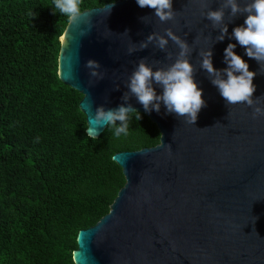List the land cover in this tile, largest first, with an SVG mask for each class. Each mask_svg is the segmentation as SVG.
Returning a JSON list of instances; mask_svg holds the SVG:
<instances>
[{
  "label": "water",
  "instance_id": "95a60500",
  "mask_svg": "<svg viewBox=\"0 0 264 264\" xmlns=\"http://www.w3.org/2000/svg\"><path fill=\"white\" fill-rule=\"evenodd\" d=\"M238 2L243 6L245 0ZM206 3L202 9L201 0H172L174 17L161 22L153 9L119 0L109 11L92 8L75 24L68 22L60 38L57 74L81 95L86 126L89 101L93 111L96 105L114 108L124 103L128 76L140 58L154 69L174 61L178 48L171 40L164 51L151 42L131 54L126 51L129 43L139 44L151 32L164 35V28L189 45L193 78L205 102L190 124L174 113L165 114L163 103L159 112H145L128 93L127 103L157 127L159 144L113 155L125 183L108 213L78 232L74 264H264V116L253 118L251 107L242 102L226 105L199 66L200 52L210 49L214 69L222 70L223 50L229 42L235 44L233 51L257 73L252 96H260L262 107L264 73L231 37L244 14L232 16L225 8L227 31L217 40L219 28L201 13L221 7L223 0ZM88 59L99 62L102 79L89 76L84 66ZM153 88L160 94L158 85L153 83ZM106 127L95 137L87 135L97 138Z\"/></svg>",
  "mask_w": 264,
  "mask_h": 264
},
{
  "label": "trees",
  "instance_id": "16d2710c",
  "mask_svg": "<svg viewBox=\"0 0 264 264\" xmlns=\"http://www.w3.org/2000/svg\"><path fill=\"white\" fill-rule=\"evenodd\" d=\"M109 2L81 0V11ZM51 3L0 0V264H74L78 232L108 213L125 183L113 155L160 139L135 113L127 135L86 134L82 97L57 74L69 21Z\"/></svg>",
  "mask_w": 264,
  "mask_h": 264
},
{
  "label": "clouds",
  "instance_id": "9594fccd",
  "mask_svg": "<svg viewBox=\"0 0 264 264\" xmlns=\"http://www.w3.org/2000/svg\"><path fill=\"white\" fill-rule=\"evenodd\" d=\"M112 2L113 0L105 4L104 8L109 11ZM135 3L141 8L147 6L153 9L152 15L161 22L172 20L174 17L175 12L171 7L172 0H135ZM206 7V0H201V8ZM225 8L232 16L237 13L244 14L243 23L233 27L231 37L244 47L247 57L257 61L258 71L264 73V0H245L243 6L238 0H223L221 7L207 8L206 12H202L201 15L211 22L212 27L219 28L220 34L216 37L217 40H222L227 31V26L223 23ZM51 11L53 14L58 12L70 23L75 24L82 15L81 0H52ZM140 19L146 22L147 16L140 17ZM163 32L164 35L155 31L151 32L139 44L129 43L126 51L131 54L134 50L147 47L150 42L164 51L168 41L171 40L178 48L174 61L166 67L154 69L152 64H146L145 59L140 58L128 76L126 87L128 93L135 96L145 112H159L160 104L163 103L165 114L174 113L175 116L183 117L187 123L193 124L205 102L201 95L202 89L197 86L193 78V65L188 59L191 49L170 28H164ZM85 34L86 32L81 29L80 35ZM124 34H127V29ZM235 47V44L229 42L224 48L223 60L226 65L224 69H214L210 49L200 52L199 66L208 73L211 84L215 86L226 105L242 102L251 107L253 118L264 116L260 96H252L255 90L252 78L257 73L249 70L247 61L233 51ZM167 55L171 56L170 53ZM84 66L88 69L90 77L96 80L103 78L104 72L98 71L100 69L98 61L88 59L84 62ZM153 83L161 88L160 94L154 91ZM128 93H124L121 97L124 103L114 108L96 105L93 111L89 101L86 107L91 112V116L87 120L86 134L95 137L100 128L107 126L111 127L113 137L119 138L121 134L127 135L131 115L135 113L136 119H140L139 112L127 103ZM165 146L170 148V145L165 144Z\"/></svg>",
  "mask_w": 264,
  "mask_h": 264
}]
</instances>
